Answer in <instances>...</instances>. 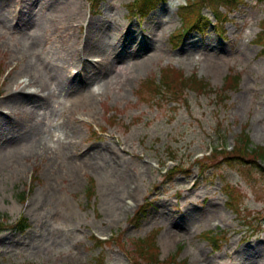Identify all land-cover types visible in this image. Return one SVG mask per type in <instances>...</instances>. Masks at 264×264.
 <instances>
[{
    "label": "rangeland",
    "instance_id": "rangeland-1",
    "mask_svg": "<svg viewBox=\"0 0 264 264\" xmlns=\"http://www.w3.org/2000/svg\"><path fill=\"white\" fill-rule=\"evenodd\" d=\"M192 2L154 0L140 16L142 0H0V104L28 78L44 94L19 126L0 123V264H147L135 240L153 232L160 260L180 252L172 264H264L263 172L203 156L221 135L228 150L245 135L264 147V0H206L205 27L184 32ZM166 69L206 88L148 93ZM230 75L240 83L223 99Z\"/></svg>",
    "mask_w": 264,
    "mask_h": 264
},
{
    "label": "trees",
    "instance_id": "trees-1",
    "mask_svg": "<svg viewBox=\"0 0 264 264\" xmlns=\"http://www.w3.org/2000/svg\"><path fill=\"white\" fill-rule=\"evenodd\" d=\"M95 1V0H94ZM154 0H142L143 5L140 6V11L147 10L153 3ZM206 0H194L192 3H189L188 6H184L182 8L183 11V25L185 26V31L190 29L195 23H202L204 16L202 15V10L205 5ZM216 0H209V2H215ZM222 1V0H218ZM140 4V3H139ZM197 5L196 9H192L193 6ZM220 6V5H219ZM218 6V7H219ZM217 7V8H218ZM213 13L218 17L221 16L219 10L213 9ZM259 42H263L264 44V23L261 34L258 38ZM201 83V84H200ZM240 83L239 75H230L226 78L225 86L223 87V91L221 97L224 99L228 96L227 91L229 86H232L231 89L237 88ZM144 88L148 93L159 96H165L164 92L166 91L171 95V98L177 99L180 95H183L184 89L189 86L190 89H205L206 84L202 83L201 80L192 76L189 78H185L184 75L180 72L176 73L175 70L166 69L161 77L159 82L155 80L147 81L144 84ZM249 139L246 135L245 137L238 138V144H236L233 149L228 150L225 147L222 149H215L212 153L213 158L217 159L219 156H224L227 161L231 162L229 158H237L240 162H255L260 170L264 174V147L252 148L248 144ZM262 161L263 164H259L258 161ZM180 166H176L174 170H178ZM172 171V170H171ZM170 171V172H171ZM95 191L94 182L88 188V194L92 195ZM26 225V220H22L19 222V226L24 227ZM6 228V225L0 222V230ZM205 237H208L211 241L214 242L216 249L219 248L218 242L215 240L216 236L210 234L209 232L205 234ZM97 244H102L101 241L96 240ZM135 250L139 251L140 258L147 261L148 264H172L175 260H177V256L180 252H176L169 259L160 260V256L157 252L156 239L155 237L145 238L136 241ZM184 264V263H179Z\"/></svg>",
    "mask_w": 264,
    "mask_h": 264
},
{
    "label": "bare ground",
    "instance_id": "bare-ground-1",
    "mask_svg": "<svg viewBox=\"0 0 264 264\" xmlns=\"http://www.w3.org/2000/svg\"><path fill=\"white\" fill-rule=\"evenodd\" d=\"M169 11H170V9L168 6V9H166V12H169ZM161 12H163V11H161ZM88 28H89V25H88ZM90 28H91V26H90ZM106 34H107V31L103 25H101L100 27H97V30L95 32L97 39L102 40ZM100 40H98V41H100ZM152 40H153V38L150 37V35H148L146 43L149 44L152 42ZM197 42L198 41H188L186 43V45L184 46V48L181 50V52L184 53L183 56L186 55L184 57L185 59H191L192 58L191 53H192V50L194 49ZM94 43H91L92 44L91 46H93ZM201 46L202 47H209L210 43L207 42L205 44H202ZM89 49L92 50L93 47H90ZM84 52H85V56L87 55V53H89V51L85 47H84ZM92 66H93V64H92ZM98 72H100V71H98ZM98 72H94L92 75H86L85 80H82L83 78H81L78 82H81L80 85H85L88 80H90L94 76L96 77ZM29 81L21 82L24 84L18 86L14 90L8 91L6 96L2 99L0 107L5 106V107H3L4 110L9 111L10 113L14 114L15 116L13 115V117H12L7 112H6V114H2L0 112V123L15 126L18 123V121L16 120V116H17L16 114L18 111L20 112L21 109L26 107L27 105H29V103H36L39 100H42L44 98V94H42L41 91L31 90V87H30L31 84ZM82 81H85V82L83 83ZM1 105H3V106H1ZM0 111H3V110H0ZM3 112H5V111H3ZM18 126H19V123H18ZM63 204L69 206L70 202L67 200H64ZM70 208H71V205H70Z\"/></svg>",
    "mask_w": 264,
    "mask_h": 264
}]
</instances>
